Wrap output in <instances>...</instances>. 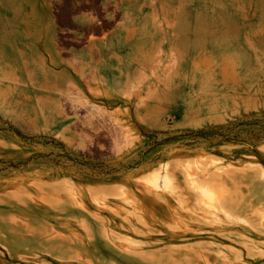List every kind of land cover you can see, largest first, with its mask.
I'll return each mask as SVG.
<instances>
[{"label":"rangeland","instance_id":"obj_1","mask_svg":"<svg viewBox=\"0 0 264 264\" xmlns=\"http://www.w3.org/2000/svg\"><path fill=\"white\" fill-rule=\"evenodd\" d=\"M0 56V264H264V0H0Z\"/></svg>","mask_w":264,"mask_h":264},{"label":"bare ground","instance_id":"obj_2","mask_svg":"<svg viewBox=\"0 0 264 264\" xmlns=\"http://www.w3.org/2000/svg\"><path fill=\"white\" fill-rule=\"evenodd\" d=\"M127 29V28H126ZM41 34V32L39 31V33H38V31L36 32L35 31V29H34V31H32V33H31V35L33 36V37H35V36H39ZM124 34V33H123ZM116 39V38H115ZM123 43V42H122ZM34 44H36V43H34ZM107 44H111V43H107ZM117 44V43H116ZM114 45V44H113ZM44 46L45 47H47L48 46V43L45 41L44 42ZM33 54V53H32ZM24 56V53H22V58H21V65H19V69H20V72H21V75H22V86H26V87H28L29 89L30 88H33V90H35L36 92H37V90L38 91H48L49 89H50V87H49V82H50V80L52 79V78H56V77H58V76H61L62 74H66V75H68V76H66V77H69V73H66V71H65V69H63V70H61V71H59V72H57V71H54L53 69H51L50 67H49V65H54V66H58V65H60V63H59V60L57 59V58H55V57H51L49 60L48 59H46V58H44L43 60H42V62H36L37 60H36V58L35 57H23ZM1 57V56H0ZM122 71V70H121ZM123 72V71H122ZM114 73V72H113ZM116 74V73H115ZM121 74V73H120ZM39 77V78H41V80H42V84L41 85H37L38 83H36L35 81H34V78L35 77ZM96 78H98V80L100 79H107L106 77H105V75H98V74H95L94 75V79H96ZM116 78H117V76H116ZM120 79V78H119ZM10 82H16V80H14V79H12L11 78V76H10V78L8 79ZM83 80V74L81 73V74H79V78H78V80L76 81V82H72V83H74L73 84V86L74 87H78L79 89H80V82ZM110 80V79H109ZM108 80V81H109ZM19 81V80H18ZM17 81V82H18ZM102 81H104V80H102ZM121 81V80H120ZM104 82H106V81H104ZM110 83V82H109ZM107 84V83H106ZM48 85V86H47ZM108 85V84H107ZM115 86V85H114ZM49 88V89H48ZM53 87H51V89H52ZM115 88V87H114ZM52 90H54V89H52ZM70 91V90H69ZM117 92H115V94H116ZM70 94V93H69ZM72 94V93H71ZM73 95V94H72ZM72 97V96H71ZM42 98V96H40V97H37V99H41ZM77 99V98H76ZM75 99V101H74V103L76 102V101H78V100H76ZM69 100V99H68ZM80 100V99H79ZM83 100V99H82ZM82 100H81V102H82ZM66 101V100H65ZM70 101V100H69ZM80 104H82V103H80ZM79 104V105H80ZM84 104V103H83ZM63 105V104H62ZM77 105V104H76ZM73 106V105H72ZM84 137V136H83ZM201 157V156H200ZM204 159V158H203ZM256 164H258L259 166H261L262 167V169H263V171H264V167L262 166V164H260V163H256ZM262 174V173H261ZM202 200H203V198H202ZM201 200V201H202ZM204 201V200H203ZM205 202V201H204Z\"/></svg>","mask_w":264,"mask_h":264}]
</instances>
